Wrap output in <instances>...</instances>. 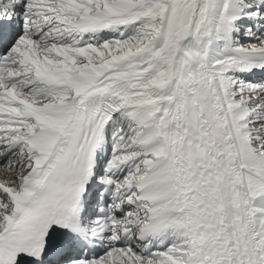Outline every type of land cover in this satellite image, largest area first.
Instances as JSON below:
<instances>
[{"label":"snow or ice","instance_id":"6c2138e0","mask_svg":"<svg viewBox=\"0 0 264 264\" xmlns=\"http://www.w3.org/2000/svg\"><path fill=\"white\" fill-rule=\"evenodd\" d=\"M0 264H264V0H0Z\"/></svg>","mask_w":264,"mask_h":264}]
</instances>
